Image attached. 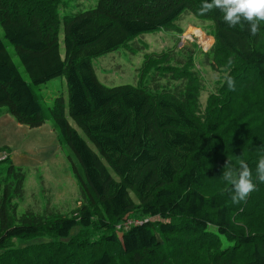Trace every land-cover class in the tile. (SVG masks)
Wrapping results in <instances>:
<instances>
[{
	"label": "trees",
	"instance_id": "trees-1",
	"mask_svg": "<svg viewBox=\"0 0 264 264\" xmlns=\"http://www.w3.org/2000/svg\"><path fill=\"white\" fill-rule=\"evenodd\" d=\"M202 3L97 0L61 15L68 0H0V107L32 128L52 120L79 162L84 199L70 213L19 214L26 173L3 147L0 264H264V22L252 36L219 9L200 15ZM184 15L214 38L207 53L219 79L206 100L196 66L204 51L180 45ZM161 29L176 33L175 44L146 53L141 84L99 79L95 58ZM62 77L68 97L46 109L37 90ZM227 159L251 169L246 201L232 200ZM36 237L48 241L14 244Z\"/></svg>",
	"mask_w": 264,
	"mask_h": 264
},
{
	"label": "rangeland",
	"instance_id": "rangeland-1",
	"mask_svg": "<svg viewBox=\"0 0 264 264\" xmlns=\"http://www.w3.org/2000/svg\"><path fill=\"white\" fill-rule=\"evenodd\" d=\"M96 4L97 0H68V6L61 9V15L87 10ZM178 23L185 30L180 39L181 47L196 43L206 52H199L196 62L206 82L202 96V99L206 100L208 94L217 87L219 79V74L211 68V58L207 53L214 43V38L201 28V22L194 15H184ZM194 29L206 35V40H202L201 35ZM0 34L4 38L1 26ZM175 35L176 33L165 29L144 33L130 45L95 58L93 61L99 79L108 86L141 84L143 81L140 74L146 53L173 47ZM62 49L64 51L63 45ZM16 60L18 61L17 58ZM37 91L42 97L44 107L48 109L55 97L60 94L68 97L66 78L53 79L41 85ZM82 134L84 135L83 132ZM5 146L11 150L12 161L26 173L25 195L18 201L19 214L28 208L42 213H70L84 202L73 168L79 162L70 147L60 142L59 133L54 129L52 120L32 128L19 123L14 116L6 112L5 107H0V160L7 153L1 151ZM118 229L119 233H122L121 225ZM77 231L73 230V234ZM43 241L48 239L36 237L31 240H15L14 244L22 247Z\"/></svg>",
	"mask_w": 264,
	"mask_h": 264
},
{
	"label": "clouds",
	"instance_id": "clouds-1",
	"mask_svg": "<svg viewBox=\"0 0 264 264\" xmlns=\"http://www.w3.org/2000/svg\"><path fill=\"white\" fill-rule=\"evenodd\" d=\"M213 9H219L222 12L224 22L231 28L247 25L252 36L259 33L260 25L264 22V0H211V2L203 0L199 14L203 16ZM231 63L232 60L230 59L229 65ZM224 81L229 90L235 89V80L227 72H225ZM7 153L2 156L1 160L8 157ZM225 166L226 170L223 171L222 176L231 185L228 191L234 192L232 195L233 202L246 201L256 189L248 163L241 159L233 165L231 160L227 159ZM257 173L259 181L264 182V156L258 161Z\"/></svg>",
	"mask_w": 264,
	"mask_h": 264
},
{
	"label": "bare ground",
	"instance_id": "bare-ground-1",
	"mask_svg": "<svg viewBox=\"0 0 264 264\" xmlns=\"http://www.w3.org/2000/svg\"><path fill=\"white\" fill-rule=\"evenodd\" d=\"M198 34H200L201 35V38H202V40H206V35H204V34H202V32L200 31V30H196V29H194Z\"/></svg>",
	"mask_w": 264,
	"mask_h": 264
},
{
	"label": "built area",
	"instance_id": "built-area-1",
	"mask_svg": "<svg viewBox=\"0 0 264 264\" xmlns=\"http://www.w3.org/2000/svg\"><path fill=\"white\" fill-rule=\"evenodd\" d=\"M5 157H6V155H5Z\"/></svg>",
	"mask_w": 264,
	"mask_h": 264
}]
</instances>
